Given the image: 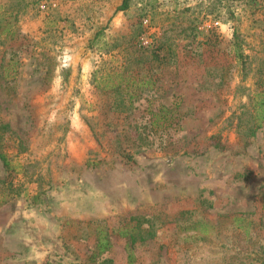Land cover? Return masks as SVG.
I'll return each instance as SVG.
<instances>
[{"label":"rangeland","instance_id":"rangeland-1","mask_svg":"<svg viewBox=\"0 0 264 264\" xmlns=\"http://www.w3.org/2000/svg\"><path fill=\"white\" fill-rule=\"evenodd\" d=\"M120 2L0 0V264L250 260L264 125L245 145L226 118L264 87V0ZM165 106L178 125L153 123ZM191 220L208 230H183ZM137 221L154 236L113 233L88 260L96 231Z\"/></svg>","mask_w":264,"mask_h":264},{"label":"trees","instance_id":"trees-1","mask_svg":"<svg viewBox=\"0 0 264 264\" xmlns=\"http://www.w3.org/2000/svg\"><path fill=\"white\" fill-rule=\"evenodd\" d=\"M18 1L20 2L23 0H17V2ZM129 2H130V0H121L120 4L115 8L114 12L127 9V7L129 6ZM0 8H2V13H9L10 12L8 7H6V5L0 6ZM1 32H3V33L5 32L8 34L11 31L8 28V26H4L3 29H1ZM156 48L157 49L151 50V54L153 55L154 58H159V52H155V51H157V50L159 51L163 47L162 46H156ZM235 48H236L235 56L237 57V59H239V60H241V62H243L245 55L241 52L240 46L237 45ZM241 69H242V73H243L242 74V78H243L250 71V67L246 68L247 70H245L244 65H242ZM7 70H9V68ZM10 70L15 71V68H10ZM262 85H264V84H262ZM247 96H248V103L246 105H250L251 110L247 111L246 117L242 118V116L238 115L235 118L236 119L235 124L232 123L231 119H229L228 117L226 118V121L230 125H233L234 128L237 130L239 138L243 141V144H245V145L248 144L249 138H252L255 136L256 130L258 128H260L262 125H264V87L259 89L256 86L253 90H251V92H249L247 94ZM133 97L136 98V96H129L130 102H131V99ZM164 108H166V109H164L163 114L159 115L160 116L159 118L156 117V119H155V121H153V123L157 124L158 126L161 124H163L165 126H171V125L176 126V125H178L179 119H176L172 115L168 116V113L172 111V108H171V110L169 109L168 106H165ZM159 121H161V124H158ZM126 151L127 150H124L122 153H124L123 157H125L128 160L129 157H131V155L129 154V152H126ZM0 158L3 161V164L6 167H8V162L5 158V156L3 154H0ZM230 219H231L230 221L231 222L234 221L239 228H243L246 236H248L249 227L251 225L250 220H247L246 218H244L238 214H234L233 216H231ZM198 226L201 227L199 230L202 233H205L208 230L209 224L203 223V221H195V220L192 221L191 220L190 224L187 227H185L183 230L197 229ZM112 230H113V232H111L109 230V228H106V229L104 228V229L99 230L98 232L96 231V233L94 234V238H95L94 248H93V251H92V253L88 259L90 262H94L95 259L100 254H102L103 252H106L107 250H109L111 248L112 242H111L110 236L113 233H117L118 235L124 236L127 238V240H130L131 242H133L136 239H139L141 241V240H144L147 238H152L154 236V230L151 228V224H149V226L147 228H142L140 225V222H138V221L135 224H131V225H128L125 227H120L118 230H115L114 228H112ZM127 247H129V245H127ZM245 250H246V248H245ZM252 251H253V253H255V256L250 257V260L240 262V264H264V247H262V248L260 247L257 249L252 248ZM129 255H130V253H129ZM106 262L107 261L105 260V261H103L102 264H106ZM45 264H49V263H45ZM72 264H78V263H72Z\"/></svg>","mask_w":264,"mask_h":264}]
</instances>
